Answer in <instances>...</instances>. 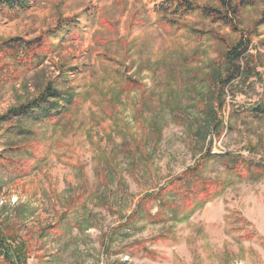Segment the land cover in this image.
Wrapping results in <instances>:
<instances>
[{"label": "rangeland", "instance_id": "rangeland-1", "mask_svg": "<svg viewBox=\"0 0 264 264\" xmlns=\"http://www.w3.org/2000/svg\"><path fill=\"white\" fill-rule=\"evenodd\" d=\"M27 2L0 12V117L47 85L76 99L0 120V264H264V0L232 26L200 12L220 0Z\"/></svg>", "mask_w": 264, "mask_h": 264}, {"label": "trees", "instance_id": "trees-1", "mask_svg": "<svg viewBox=\"0 0 264 264\" xmlns=\"http://www.w3.org/2000/svg\"><path fill=\"white\" fill-rule=\"evenodd\" d=\"M221 8H206L201 7L200 12L206 18L216 19L218 21H222L226 25H230L234 21H239L240 17V10L244 6L242 0L235 2L234 0H220ZM28 7L27 0H0V12L5 11H18L23 10ZM180 6H178L179 9ZM184 10L190 9L188 5L181 6ZM258 25H262L264 23V10L262 11V18L259 20ZM16 40V38L9 39L8 41ZM7 41V42H8ZM245 45L242 44V41L236 42L229 47L226 51L223 60L230 68V71L227 73V78L224 80L222 87H226L229 85L236 76H244L247 77L248 68L247 65L241 64L242 56H246V64H247V51H248V44H250V38L247 37L245 39ZM234 73V74H232ZM76 99V94L74 92H61L50 85L45 86L43 91L34 99L27 102L26 104L19 105L17 107L9 109L6 114L0 117V120L5 121L6 119H30L34 122L39 121H53L57 119L65 109L71 107ZM258 109V108H256ZM259 113H262L259 109L256 110ZM227 153L217 155L218 158H225L227 157ZM206 156H204L205 158ZM239 162H234V167L232 169H243L248 171H256L259 169L258 164H250L246 162V164H242L239 166ZM197 166L193 168H186L184 172L178 176L176 179L170 181V188L176 187V190L182 191V196L184 197V201L187 202V198L194 195L196 189H199V185H202L203 180L199 178L198 174L196 175ZM179 183H175V181ZM185 185L182 187L181 184ZM218 187L214 188L215 191L219 190L222 187V182H218ZM165 189V187L163 188ZM162 189V190H163ZM176 192L175 190H168L167 193L170 195ZM204 193L202 195L203 198L211 196L210 193ZM157 196L161 195L160 193L156 194ZM178 195V194H177ZM151 195H146L144 198H148ZM176 196V195H175ZM138 210H140V203L137 204ZM193 210V209H192ZM190 210V211H192ZM189 211V212H190Z\"/></svg>", "mask_w": 264, "mask_h": 264}]
</instances>
